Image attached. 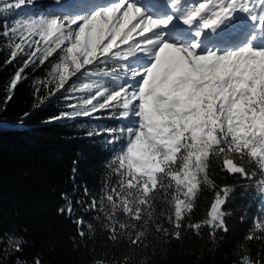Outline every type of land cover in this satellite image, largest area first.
Here are the masks:
<instances>
[{
	"label": "trees",
	"instance_id": "1",
	"mask_svg": "<svg viewBox=\"0 0 264 264\" xmlns=\"http://www.w3.org/2000/svg\"><path fill=\"white\" fill-rule=\"evenodd\" d=\"M53 2L32 0L40 6L28 9L33 15L48 13V18L54 14ZM15 3L0 0V264H36L37 260L39 264H242L246 255L264 264V229L256 228L264 223L259 190L264 174L258 164L228 152L222 144L225 151L214 148L205 161L206 171L198 174L194 195L166 173L158 174L156 189L141 204L144 194L127 187L126 160L123 167L120 163L121 156L126 157L125 130L132 117L110 119V110H100L57 119L87 107L79 97L88 93L85 85L93 84L97 76L115 88L113 81L123 75V64L109 59L90 65L82 77L83 90L66 86L57 90L54 69L65 56V45L45 59L41 44L40 55L26 65L35 48L25 46L28 33L21 37L11 32L17 18L25 15L8 7ZM18 43L23 51L16 49ZM12 51L17 52L15 58ZM109 129L116 131L114 143L108 142ZM183 155L186 150L178 154L172 171L182 170ZM225 159L243 164L255 176L229 174ZM217 194L226 203L220 221L209 224ZM177 199L185 201L179 220ZM125 200L131 212L124 210ZM9 234L27 241L22 252L13 250L15 243H6ZM249 234L258 238L249 240Z\"/></svg>",
	"mask_w": 264,
	"mask_h": 264
},
{
	"label": "snow or ice",
	"instance_id": "2",
	"mask_svg": "<svg viewBox=\"0 0 264 264\" xmlns=\"http://www.w3.org/2000/svg\"><path fill=\"white\" fill-rule=\"evenodd\" d=\"M31 3L32 0H16L8 7L19 9ZM167 4L171 11L164 17L146 14L136 0H111L90 15L38 16L25 18L20 25V31L28 33L25 46L35 48L26 65L40 55L41 44L46 59L67 43L63 62L54 69L59 81L57 90L73 75L87 70L86 66L109 59L123 61V75L114 78L115 88L102 87L82 101L90 108L64 113L57 119L89 116L100 110H110V119L135 118V128L125 130L131 138L126 144V157L121 156L120 163L123 167L126 160L130 177L127 187L139 188L144 194L141 204L147 203L148 194L156 189L158 174L166 173L177 185H185L187 194L194 195L200 182L198 174L206 171L205 161L214 148L224 152L221 145L225 143L228 152L241 159L247 156L264 174V46L255 43L264 40V10L257 14L242 0H195L183 7L182 0H167ZM240 12L247 14L254 25L246 42L233 47L205 41L206 36H216L222 28L231 27ZM176 22L185 26L187 37H169L167 29ZM16 31L17 28L11 29ZM15 47L24 50L19 43ZM11 56L15 58L17 52L12 51ZM16 76L19 79L20 73ZM16 83L14 79L12 85ZM108 132V142H116V131ZM182 150H186L182 170L172 171L171 166ZM223 163L229 174H240L246 179L255 176V172L233 159ZM259 190L264 193V181ZM107 199L111 201L113 197L109 195ZM224 203L226 199L217 194L209 224L220 221ZM124 205L126 212L132 211L127 200ZM182 205L185 201L177 199V220L182 216ZM67 211L70 213L71 207ZM139 213L137 208V219ZM221 227L227 231L222 222ZM256 228L264 229V223H257ZM257 238L255 234L247 237ZM6 243H15L13 250L22 252L27 241L22 235L9 234ZM242 264L261 261L246 255Z\"/></svg>",
	"mask_w": 264,
	"mask_h": 264
},
{
	"label": "rangeland",
	"instance_id": "3",
	"mask_svg": "<svg viewBox=\"0 0 264 264\" xmlns=\"http://www.w3.org/2000/svg\"><path fill=\"white\" fill-rule=\"evenodd\" d=\"M62 1H64V0H54V2L52 4H50V7L52 8V10L54 12V14H51V17H54V16L63 17V16H75V15H82V16L83 15H90L97 8L104 7V6H106V4H108L109 2H111V0H101V2H99V4L92 5V3L89 4L88 1L86 0L84 2V4H82V5H80V6L77 7V6H72V4H78V3H75V0H73L74 3H72L71 6L70 5H66V6H70V7H66V6H63L61 4ZM67 1L70 2L71 0H67ZM96 1L97 0H95L94 2H96ZM261 4L264 5V2H262V0H261ZM28 6L25 4L23 7L19 8V9H21V10H23L25 12V15L22 17V19L17 18L16 23H15V28H17L16 33H18V35L21 36V37L25 36V34L27 33V32H23L22 33L20 31V25L23 23V20L25 18L31 19V18H36L38 16L45 17V15H48V13H46L45 15L44 14L33 15V14L30 13V10L28 8H38V6H40L38 3H32V4L28 5ZM66 47H67V43L65 44V48ZM65 55H66V52H65ZM62 62H63V59H62ZM119 62H121L119 64H123V61L120 60ZM86 67H87V70H81L80 73H76L75 75H73L64 84L63 87H65V86L66 87H70V89H73L74 88V90H77V91L83 90L84 89V86L81 85L82 84L81 83L82 82V77L84 75H86L90 71V65L89 66H86ZM58 82L59 81H58V77H57L56 85H57ZM106 82L107 81H105V77L97 76L96 77V81L93 84H90L89 85L88 91H87L88 93L84 94L82 97L80 95L79 98H81V99H80L79 102L82 103L83 100L91 98V96L94 95L95 92L97 90H100L102 87H107ZM109 84H111V81H110ZM108 87L110 89L112 88L110 86H108ZM90 107L91 106H87V107H83V108L85 109V108H90ZM83 108L80 107L78 110L79 111H82V110H84ZM135 126H136V120H135L134 117H132L131 118V121L128 124V127L135 128ZM130 138H131L130 137V134H128L127 135V140L130 139ZM262 200L264 202V196H262Z\"/></svg>",
	"mask_w": 264,
	"mask_h": 264
},
{
	"label": "bare ground",
	"instance_id": "4",
	"mask_svg": "<svg viewBox=\"0 0 264 264\" xmlns=\"http://www.w3.org/2000/svg\"><path fill=\"white\" fill-rule=\"evenodd\" d=\"M86 0H75V3H78V4H72V3H74L73 2V0H71L70 2L69 1H67V0H64V1H62L61 2V4L63 5V6H66V5H70L71 6V4H72V6H80V5H82V4H84V2H85ZM88 1V3L90 4V3H92V5H94V4H99V2H101V0H97L96 2H94L95 0H87ZM244 0H242V2H243ZM110 3V2H109ZM108 3V4H109ZM88 4V5H89ZM108 4H106V6L108 5ZM91 5V6H92ZM254 5H257V7L258 8H260V7H263V5L261 4V0H255V3H254ZM62 6V7H63ZM70 6H66V7H70ZM170 37V36H169Z\"/></svg>",
	"mask_w": 264,
	"mask_h": 264
}]
</instances>
